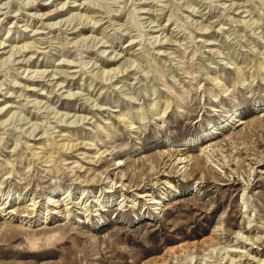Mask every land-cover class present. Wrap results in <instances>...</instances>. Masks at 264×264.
Here are the masks:
<instances>
[{
    "label": "rangeland",
    "instance_id": "374dc122",
    "mask_svg": "<svg viewBox=\"0 0 264 264\" xmlns=\"http://www.w3.org/2000/svg\"><path fill=\"white\" fill-rule=\"evenodd\" d=\"M6 193L0 264H218L264 218V0H0Z\"/></svg>",
    "mask_w": 264,
    "mask_h": 264
},
{
    "label": "bare ground",
    "instance_id": "6f19581e",
    "mask_svg": "<svg viewBox=\"0 0 264 264\" xmlns=\"http://www.w3.org/2000/svg\"><path fill=\"white\" fill-rule=\"evenodd\" d=\"M28 4V3H27ZM65 5V4H64ZM34 7H36V6H31V8H34ZM64 7V6H63ZM85 8V7H84ZM63 12V10H62V8L60 9L59 8V6H57L56 5V8L55 9H53V10H50V11H47V12H45V13H43L41 16H42V18L44 17V19H49V18H51L52 16H55V15H57V14H60V13H62ZM83 14H82V17H81V19L83 18ZM89 17V16H88ZM88 17H86L85 18V20H87V18ZM84 20V21H85ZM54 24V23H53ZM49 25V24H48ZM50 25H52V24H50ZM54 28V27H53ZM119 72V71H118ZM229 121V120H228ZM229 122L226 124V125H223L220 129H222V128H225V127H227V126H229ZM213 133H215V132H213ZM207 134V133H206ZM211 135V134H210ZM210 135L208 134L207 136H206V138H209L210 137ZM194 140H196L195 138H187V139H184L183 141H182V145L185 147V146H188V145H191V142L192 141H194ZM195 142V141H194ZM211 148V147H210ZM203 153L205 154V156H206V158L207 159H209V158H211V156H212V154H210L211 153V149H209V147H204L203 148ZM214 151V150H213ZM170 156H172V155H170ZM249 160V159H248ZM189 160L187 159V157H183V156H180L179 158H178V164L180 165V164H186L187 162H188ZM199 161V160H198ZM197 161V162H198ZM200 162V161H199ZM257 164V163H256ZM186 165H182L179 169H180V171L181 170H183V169H185L184 171H186ZM259 167V166H258ZM251 170H254V172H255V165H252V167L250 168V174H249V177L251 176ZM249 171V170H248ZM257 171V170H256ZM258 172V171H257ZM261 173H262V171H260ZM241 173V172H240ZM247 180V183L246 184H244V185H246V187H245V189H244V192H243V196H245V202L244 203H246V205L248 206V209H246V211H245V213L247 214L248 213V211H253L254 209H253V207L251 208V206H252V204H248V202H249V200H250V196H249V193H250V191H251V189L253 188V186H251L252 184H253V182H251L252 180L249 178V179H246ZM124 186H125V184H124ZM250 189V190H249ZM249 191L248 192V194H246L247 192L246 191ZM85 191L86 190H84L83 191V193L80 195V197H78V199L77 200H72V198L69 196V195H63L60 199H54V197L51 195V196H49L48 197V204H51L52 206H53V208H52V212L51 213H53V214H56V213H59L60 211H58L59 210V208H61V207H63V206H65L66 207V212L67 213H65V217H69V215H70V212L74 209V208H76L77 206H79L80 204H81V202L85 199ZM7 195H6V197H5V202L4 203H2L1 205L2 206H0L1 208L0 209H7V208H9V206L7 207V203L9 202V200H8V197L10 196V193H6ZM163 195H164V193H163ZM55 196V195H54ZM165 196V195H164ZM164 196H160V197H157V196H155L154 194H150V193H147V194H144V195H141V196H139V197H151L150 199H149V201H151L150 203H152V205H154L155 207L154 208H160L161 209V205H162V203H163V200L165 199V197ZM18 201V200H17ZM99 201V200H98ZM123 201V200H122ZM15 203H17V202H15ZM82 203H84V202H82ZM10 204H11V201H10ZM29 206H31L30 208L28 207V211H31V210H34V206H35V203H33V204H31V205H29ZM80 208V207H79ZM82 208H83V206H82ZM87 208V207H86ZM85 208V209H86ZM11 210V209H10ZM84 210V209H83ZM87 210V209H86ZM8 213V212H7ZM9 213H11L12 215L15 213V211H14V209L13 210H11V211H9ZM81 213V212H80ZM86 213V212H85ZM88 213V212H87ZM85 215V214H84ZM88 216V215H87ZM23 217H25V219L26 218H29V220H31V219H33V216H30L29 214H24L23 215ZM43 217V216H42ZM259 217V216H258ZM264 218H262V217H259V218H257L256 217V219H251V220H249V224H251L252 223V221H255V225L254 226H252V227H249V226H243L241 229H239V230H237L236 232H235V237H237V239H238V244H237V247H235V249H232V250H228L227 248H226V246H224V247H221L220 249H221V251L222 250H224V252L223 253H221V256L218 258V264H247V262H249V260H253V258L251 257V253H250V251L248 250V245H252V250H253V248H256V249H258L257 247H255L254 246V244L255 243H259V244H262V243H264V240H263V236H253V235H251L252 233H253V231L255 232V229H254V227L255 226H257L258 228H260L261 229V231H263L264 230ZM78 221L80 222V221H82V219L81 218H79L78 217ZM259 223H263V226L261 227V226H258V225H260ZM251 226V225H250ZM246 232V233H245ZM244 234H247L246 236L244 235ZM181 246V245H180ZM246 248V249H243V250H241L240 248ZM179 249V248H178ZM174 250V248L173 249H171L170 251L172 252ZM175 250H176V248H175ZM213 250V249H212ZM169 251V252H170ZM174 252V251H173ZM257 252V251H256ZM177 255V254H176ZM234 255V256H233ZM233 256V257H232ZM243 256H247L245 259V261H243ZM257 255H255L254 256V258L256 257ZM247 259H249V260H247ZM165 260V259H164ZM225 261V262H224ZM165 262V261H164ZM258 262H264L263 260H261V259H259V261ZM196 264V263H195ZM205 264V263H204ZM215 264V263H214ZM217 264V263H216Z\"/></svg>",
    "mask_w": 264,
    "mask_h": 264
}]
</instances>
